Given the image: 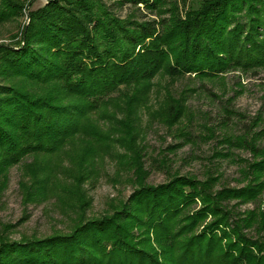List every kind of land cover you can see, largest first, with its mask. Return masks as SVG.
<instances>
[{
  "label": "trees",
  "instance_id": "trees-1",
  "mask_svg": "<svg viewBox=\"0 0 264 264\" xmlns=\"http://www.w3.org/2000/svg\"><path fill=\"white\" fill-rule=\"evenodd\" d=\"M107 1L48 0L30 11L16 43L0 45V200L21 166L24 202L54 199L69 220L43 237L1 235L0 264H264V210H240L264 196V125L255 130L262 115L241 134L223 135L215 153L239 165L235 187L211 171L203 180L177 174L147 184L138 145L142 110L170 129L189 116L194 89L168 92L152 111L158 77L204 86L264 71V0H114L144 8L155 17L148 20L122 18ZM24 8L0 0V26ZM106 156L135 171L137 188L111 214L88 218L84 185L98 179ZM255 228L261 237L248 233Z\"/></svg>",
  "mask_w": 264,
  "mask_h": 264
},
{
  "label": "rangeland",
  "instance_id": "rangeland-1",
  "mask_svg": "<svg viewBox=\"0 0 264 264\" xmlns=\"http://www.w3.org/2000/svg\"><path fill=\"white\" fill-rule=\"evenodd\" d=\"M202 0H179L182 6L197 5ZM25 8L22 17L17 21L0 26V45L14 44L19 40L21 30L29 24L30 11L37 10L48 4V0H22ZM114 0L107 1L114 7ZM118 16L131 18L133 16L151 17L141 8V12L133 7H114ZM202 81L194 77L172 80L158 77L155 89L151 95L150 105L158 110L168 92L178 96L180 92L194 89L190 94L187 107L188 118L184 124L170 129L156 121L151 113L140 112V140L141 162L146 172V183L159 185L165 183L174 175H192L200 180L205 179L208 171L219 172L224 185L238 186L239 165L232 160L215 158V153L223 151L219 144L223 135H239L246 130L247 125L259 115L264 117V71L257 76L240 73L226 74L215 82ZM232 110L237 115L230 116L226 110ZM246 125V127H245ZM264 124L259 126V131ZM248 128V127H247ZM188 132L187 140L182 136ZM264 145V142L262 143ZM223 148V149H222ZM115 153H123L116 147ZM235 155L251 161V154L244 150L234 151ZM33 158H27L30 164ZM67 166V162L63 161ZM98 179L91 180L84 185L91 206L86 210L88 218H98L112 213V208L127 200L133 190L137 188V174L131 168L122 169L118 159L110 156L98 160ZM25 171L21 166L11 169L9 183L0 200V236L5 234L11 240L23 237H43L58 230H64L69 220L59 209L55 200L41 205L24 202L21 183L24 181ZM242 212L256 214L264 210V196L259 203H249L240 207ZM253 237H261L259 229L249 230Z\"/></svg>",
  "mask_w": 264,
  "mask_h": 264
}]
</instances>
